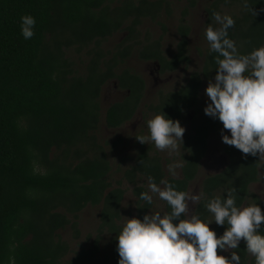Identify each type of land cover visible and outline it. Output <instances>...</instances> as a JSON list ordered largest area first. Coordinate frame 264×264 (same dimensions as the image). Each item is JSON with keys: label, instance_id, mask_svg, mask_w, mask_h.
<instances>
[{"label": "trees", "instance_id": "obj_1", "mask_svg": "<svg viewBox=\"0 0 264 264\" xmlns=\"http://www.w3.org/2000/svg\"><path fill=\"white\" fill-rule=\"evenodd\" d=\"M110 1L0 0V264H96L106 234L113 235L110 262L118 264L116 236L123 227L119 222L124 220L126 190L111 183L112 165L96 134L103 123L118 129L133 120L147 86L142 76L129 69L117 72L132 54L130 47L120 46L109 54L102 43L123 30L131 40L147 20L161 24L163 14H172V4L169 0H125L113 7ZM199 1L187 0L182 10L181 38L171 58L165 55L162 40L145 45L138 42L140 58L159 63L163 72L190 64L187 20ZM224 11L235 20L228 34L240 53L264 45V0H247V5L245 0H213L206 10V28L215 26L214 12L223 15ZM25 14L36 19L35 35L28 40L20 30V18ZM85 53L89 58L86 67L77 69L73 56ZM217 55L208 48L202 69L192 73L186 85L161 92L158 104L150 108L153 116L164 111L181 122L187 111L200 114L203 84L216 75ZM114 80L127 97L103 114L101 94ZM222 128L210 116L192 125L182 142L181 177L167 176L163 160L152 146L141 145L134 165L123 177L134 186L137 214L133 217L142 219L154 208L153 202L139 198L149 188L138 185V180L148 184L152 177L159 186L165 180L189 193L211 136ZM224 152L228 166L204 179L194 214L214 219L205 205L214 197L224 198L229 189L235 190L238 205L253 199L264 210V201L251 191L260 181L259 154H244L227 144ZM164 205L169 213L170 206L166 201ZM89 207L101 209L98 234L90 245L74 251L63 232L72 227L79 237L80 214ZM226 227L215 222L210 225L217 236ZM245 248L243 240L234 250L241 256V264H255V257ZM218 254L229 256L230 252L218 249Z\"/></svg>", "mask_w": 264, "mask_h": 264}, {"label": "clouds", "instance_id": "obj_2", "mask_svg": "<svg viewBox=\"0 0 264 264\" xmlns=\"http://www.w3.org/2000/svg\"><path fill=\"white\" fill-rule=\"evenodd\" d=\"M212 17L218 26L209 24L205 37L210 52L218 54L217 68L214 80L205 89L209 102L204 113L222 123L223 143L264 159V45L250 53H240L228 34L234 18L219 12ZM20 21L21 35L31 39L35 35V17L25 14ZM147 128L148 135L135 138L170 151L183 142L186 131L178 119L164 111L149 119ZM160 184L164 187L148 178L149 191L166 201L171 211L151 212L142 219L128 217L116 236L118 264H241V256L234 250L242 239L245 250L255 257V264H264V210L258 203L238 205L235 190L229 189L224 198L217 196L207 202L205 207L214 219H206L189 214L188 204L199 201V194L189 195L165 180ZM149 191L141 192L139 198L151 204L153 196ZM213 222L227 225L222 235L217 236L210 228ZM218 249L221 253L230 251V255L218 254Z\"/></svg>", "mask_w": 264, "mask_h": 264}, {"label": "rangeland", "instance_id": "obj_3", "mask_svg": "<svg viewBox=\"0 0 264 264\" xmlns=\"http://www.w3.org/2000/svg\"><path fill=\"white\" fill-rule=\"evenodd\" d=\"M125 0H111L113 7L119 6ZM172 4V14L165 15L160 19L161 24L150 20L145 21L140 26L138 34L131 40L127 39L129 32L123 30L115 34L113 37L102 43V49L109 54H114L120 46H128L131 48L132 54L126 59L125 64H122L117 72L121 73L124 69H129L134 73L139 74L144 78L147 84L145 100L142 103L141 109L134 120L128 122L118 129H109L101 125L97 132V142L102 145L108 156V160L112 165V173L110 181L114 187L122 186L126 190L125 199L122 205V216L124 220L119 222L122 227L128 217L131 218L137 214L136 198L133 195L134 186L124 180L126 170L130 169L134 163L141 145H150L152 149L162 158L164 169L167 176L181 177L182 155V141L178 142L176 150H159L154 143L149 141L147 143H140L135 136L148 135L147 121L153 117L150 105L158 103L159 94L161 92H172L180 89L186 85L192 73L200 71L204 64V57L209 48V43L205 37L206 21L208 19L207 8L213 0H200L196 9L190 12L187 20L191 27V35L189 36V48L191 63L180 67L175 72H163L159 68V64L155 61H144L140 58L136 48L140 47L138 42L142 45L155 40H162V48L165 55L171 58L177 51V46L180 41L179 26L182 20V10L187 4V0H169ZM225 12V11H224ZM224 14H227L226 12ZM215 26H218L215 24ZM137 37V42L135 40ZM87 54H83L78 58V54L73 56L77 63V69L82 70L86 67L88 62ZM112 57V56H107ZM214 80V79H213ZM210 80L205 81L201 91L200 97V114L195 110H190L184 113L181 124L186 128L183 140L186 135L191 133L192 125L195 122H201L204 117L208 116L204 113V108L209 102L205 94V89ZM127 92L119 87L118 81L109 82L103 89L101 94V106L103 114L107 109L116 102L122 101L126 98ZM197 117V119H196ZM225 143L222 142L221 131L214 133L209 140V151L207 156L202 161L200 173L196 181H194L189 189V195L199 194L202 196V183L204 179L216 173L223 171L229 163V159L224 152ZM262 168L260 170V181L251 187L252 193L261 201H264V159H261ZM173 172L175 173L173 175ZM148 187L145 181L138 180V185ZM164 187V186H160ZM153 196L154 208L151 212H160L165 214L164 200H161L158 194L150 192ZM200 200V199H199ZM197 202H189V214H194ZM248 204H254L253 199ZM100 208L89 207L80 214L79 231L80 236L77 237V232L70 227L63 232V237L69 242L74 251H78L80 247L88 246L92 243L98 234L100 226ZM150 212V214H151ZM113 235L106 234L102 242V252L96 261V264H112L110 262L112 249ZM243 239L241 240V242ZM230 252V251H227ZM252 255V254H251ZM72 255L69 256V258Z\"/></svg>", "mask_w": 264, "mask_h": 264}, {"label": "flooded vegetation", "instance_id": "obj_4", "mask_svg": "<svg viewBox=\"0 0 264 264\" xmlns=\"http://www.w3.org/2000/svg\"><path fill=\"white\" fill-rule=\"evenodd\" d=\"M158 64H159V63H158ZM158 66H159V68H161L160 64H159ZM182 67H183V66H182ZM161 70H162V69H161ZM177 70H178V69H177ZM167 72H175V71H167ZM165 73H166V72H165ZM189 79H190V78H189ZM146 86H147V84H146ZM119 87H120V86H119ZM121 89H122V88H121ZM178 90H179V89H178ZM176 91H177V90H176ZM172 92H174V91H172ZM166 93H167V92H166ZM145 96H146V94H145ZM126 97H127V96H126ZM159 97H160V95H159ZM200 97H201V95H200ZM144 100H145V99H144ZM144 100H143V101H144ZM122 101H123V100H122ZM122 101H119V102H122ZM158 102H159V99H158ZM116 103H117V102H116ZM157 104H158V103H157ZM157 104H155V105H157ZM141 106H142V104H141ZM151 106H152V105H150L149 108H151ZM140 109H141V107H140ZM140 109H139V110H140ZM139 110H138V112H139ZM137 114H138V113H137ZM137 114H136V116H137ZM136 116H135V117H136ZM135 117H134V118H135ZM133 120H134V119H133ZM131 121H132V120H131ZM129 122H130V121H129ZM126 124H128V122L125 123L124 125H126ZM124 125H123V126H124ZM123 126H122V127H123ZM120 128H121V127H120ZM195 181H196V180H195Z\"/></svg>", "mask_w": 264, "mask_h": 264}, {"label": "water", "instance_id": "obj_5", "mask_svg": "<svg viewBox=\"0 0 264 264\" xmlns=\"http://www.w3.org/2000/svg\"><path fill=\"white\" fill-rule=\"evenodd\" d=\"M223 255H225V254H223Z\"/></svg>", "mask_w": 264, "mask_h": 264}]
</instances>
